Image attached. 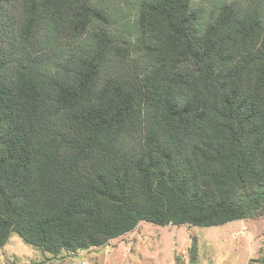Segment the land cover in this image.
Wrapping results in <instances>:
<instances>
[{"label": "trees", "instance_id": "1", "mask_svg": "<svg viewBox=\"0 0 264 264\" xmlns=\"http://www.w3.org/2000/svg\"><path fill=\"white\" fill-rule=\"evenodd\" d=\"M197 1L0 0V247L264 213V0Z\"/></svg>", "mask_w": 264, "mask_h": 264}, {"label": "rangeland", "instance_id": "2", "mask_svg": "<svg viewBox=\"0 0 264 264\" xmlns=\"http://www.w3.org/2000/svg\"><path fill=\"white\" fill-rule=\"evenodd\" d=\"M130 1L97 0L118 15L128 10ZM219 1L198 0L196 4L210 12ZM0 264H264V213L211 227L141 221L101 246L56 255L13 233L0 247Z\"/></svg>", "mask_w": 264, "mask_h": 264}]
</instances>
